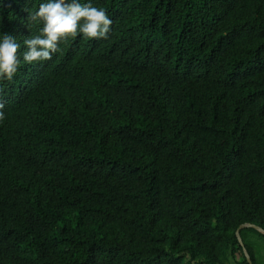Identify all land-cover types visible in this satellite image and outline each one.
Instances as JSON below:
<instances>
[{
  "label": "trees",
  "instance_id": "1",
  "mask_svg": "<svg viewBox=\"0 0 264 264\" xmlns=\"http://www.w3.org/2000/svg\"><path fill=\"white\" fill-rule=\"evenodd\" d=\"M0 121V264H250L264 229V0H81L112 19L25 64ZM252 264L264 235L240 231Z\"/></svg>",
  "mask_w": 264,
  "mask_h": 264
},
{
  "label": "clouds",
  "instance_id": "2",
  "mask_svg": "<svg viewBox=\"0 0 264 264\" xmlns=\"http://www.w3.org/2000/svg\"><path fill=\"white\" fill-rule=\"evenodd\" d=\"M29 23L42 25L38 34L29 35L23 40L25 51L22 59L25 64L40 63L52 59L61 51L59 45L69 37L82 34L88 39H107L113 24L105 9L81 0H46L36 11H29ZM20 45L15 37L3 34L0 39V81L11 82L16 75L21 60L18 57ZM4 89L0 87V94ZM5 103L0 98V121L5 118Z\"/></svg>",
  "mask_w": 264,
  "mask_h": 264
},
{
  "label": "water",
  "instance_id": "3",
  "mask_svg": "<svg viewBox=\"0 0 264 264\" xmlns=\"http://www.w3.org/2000/svg\"><path fill=\"white\" fill-rule=\"evenodd\" d=\"M247 228H253V229H255L256 231L260 232L263 235H264V229H262V228H260V227H258L256 225H253V224H243V225L240 226V228L237 231V238L239 240V243L244 248V253H245V256H246L247 260L249 261L250 264H252L251 258L249 256L247 250L244 247V243H243L242 237L240 235V231L243 230V229H247Z\"/></svg>",
  "mask_w": 264,
  "mask_h": 264
}]
</instances>
